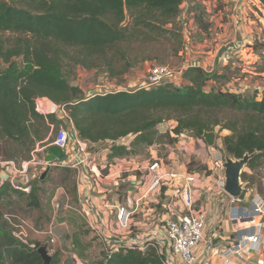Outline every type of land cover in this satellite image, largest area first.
<instances>
[{"label":"trees","instance_id":"obj_1","mask_svg":"<svg viewBox=\"0 0 264 264\" xmlns=\"http://www.w3.org/2000/svg\"><path fill=\"white\" fill-rule=\"evenodd\" d=\"M260 2L264 7V0ZM182 3L0 0V34L12 33L16 38L5 48L6 41L0 35V162L16 161L21 154V160H26L36 143L45 141L48 123L57 127L63 123L56 114L45 117L36 112L35 99L46 96L66 105L80 140L108 143L109 158L139 153L165 137L176 140L175 136L185 131L202 138L204 132L220 127V132L230 131L220 141L226 155L240 159L255 154L246 166L252 170L264 164V92L246 96L236 89L214 87L209 83L225 76L208 74L200 66H189L177 79L179 84L165 81L148 89L107 90L87 96L65 77L63 66L68 61L93 68L103 59L104 66L114 71V62L123 60L129 67L132 63L127 57L133 45L174 37ZM199 22L207 26L201 16ZM217 111H231L243 119L223 121L216 116ZM170 119L177 125L166 134L160 132L159 125ZM128 137H132L130 144L123 142ZM246 168L242 174L245 183L250 181ZM55 169H61L65 177L76 176L73 168L53 167L41 180L46 181ZM35 182L30 183L29 192H24L6 181L0 186V205L17 195L26 209H41L42 198ZM77 196L78 192L76 200ZM40 246L39 242L20 239L0 210V264H44ZM109 250L110 254L103 252L92 264H163L152 246L146 250L127 246ZM61 255V248H56L52 264H61Z\"/></svg>","mask_w":264,"mask_h":264},{"label":"built area","instance_id":"obj_2","mask_svg":"<svg viewBox=\"0 0 264 264\" xmlns=\"http://www.w3.org/2000/svg\"><path fill=\"white\" fill-rule=\"evenodd\" d=\"M246 6L245 0H234V9L239 14H243ZM186 29H189V27ZM182 73H174L167 66L153 65L138 88L148 89L155 87L172 77L179 79ZM242 84H237V91L245 92L246 89ZM35 110L45 117L56 114L58 118L62 119L63 123L58 129L53 143L41 148L38 146L32 151L28 161H22L19 166L15 164V161L0 162V165L4 162L9 163L11 167L9 182L14 188L24 192L30 191V183L33 180L30 177L31 173H28L30 166H40L47 171L53 167H70L79 175L80 165L92 160V156L87 150V142L77 137V132L74 129L73 121L66 105L57 104L46 96H38L35 99ZM175 138L176 140L171 145V151L166 158L155 157L147 167L145 176L146 192L141 194L134 204L119 206L117 208V220L123 228H131V221L139 209L141 200L149 193L159 194L165 186L174 187L175 193L173 194L172 202L166 206L171 214L165 215L160 220L159 227L161 230L155 238L149 241L145 240L146 242L132 239L128 241V243L133 242L132 245L118 244L116 249L127 246L146 250L147 247L152 246L157 249L162 257L163 264H178V260L185 264H250L249 259L252 254L264 251V196L259 193L253 194L246 201V197L241 198L229 195L225 190L224 162L226 161V153L223 151V147L220 146L221 143H217L214 146L207 144L206 149L209 156L212 157L213 168L219 170L220 173L215 177L213 186L206 191V195H209L212 199L227 198L230 220L233 223L234 230L229 237H220V219L216 218L213 224L215 227L212 228V231H205L210 224V214L208 210L198 207L197 201L198 196L204 193L205 181L209 178V175L205 173L200 176L197 172L188 169L191 162L190 158L194 153L191 152L192 141L196 140L205 145L206 141L204 137H196L191 131H185L176 135ZM51 145L59 146L67 154L66 160L47 161L46 155ZM162 146L163 144L160 142L147 148L157 149V147ZM40 150H44L41 157L37 155ZM131 158L132 154L125 156L126 162L124 165L126 168L132 165L133 162L130 163ZM180 163L185 166V173L175 170V167ZM41 175H43L42 171ZM180 180H183L182 185L179 184ZM4 183L5 181L0 177V186ZM78 199L81 205L84 202H88L87 198L82 194H79ZM59 208L60 204L56 202L54 204L55 212ZM85 215L87 218L91 217L92 219H90L93 222L99 224L98 220L92 216L90 209L85 210ZM105 233L106 236L110 237L106 243L115 241L112 240L107 231ZM111 252L109 250V254ZM256 264H264V256Z\"/></svg>","mask_w":264,"mask_h":264},{"label":"rangeland","instance_id":"obj_3","mask_svg":"<svg viewBox=\"0 0 264 264\" xmlns=\"http://www.w3.org/2000/svg\"><path fill=\"white\" fill-rule=\"evenodd\" d=\"M222 4L225 5L227 3L223 2ZM250 5L254 10V12L251 11L252 15L250 14V19L254 21H252L254 24L252 25L254 27L253 40L256 42L254 46L255 52L253 53L254 57L249 59L251 63H248V61L245 60L238 61V65L229 63L227 66L229 72H231L230 75L233 77L235 74L234 77L240 79L235 82V79H232L230 76L228 79L223 78L215 82L211 81L212 83L209 84H212L214 87H224L235 90L237 84L243 83L242 79L244 77L249 75L250 78L249 73H241L245 68L246 70L253 72H264V13H261L259 9L253 5V3ZM197 10L198 9H196V11ZM129 20L130 19L127 21ZM171 27L172 26H170V28ZM179 27L180 25H178L177 29L179 31L177 30L176 34L174 33V37L167 35L168 39H166V37H162L157 42L151 41L149 43H141L142 45H133L135 47L129 50L127 57L131 61L132 65L128 67L127 63L123 60H116L114 62L116 66L113 70L119 74H113L112 72L114 71L109 70L108 66H104L105 60L102 59L100 61H96L98 66L93 68H85L81 64H77L74 61L65 62L63 66L64 75L69 83L81 87L84 90V94L87 96L96 92L107 90H121L123 88L133 90L138 88L137 86L143 83L148 75L149 69L153 65L167 66L177 74L179 72H185L189 65L197 64L196 60L200 58L199 56H202L201 51L204 47L201 46L200 50L195 47L196 40L201 39V35L198 38L197 33L189 31V38H186V35L181 32ZM0 35L2 36V39L6 41V44L4 45L5 48L11 46L13 41L16 39L15 35L12 33H3ZM217 42H219V40ZM257 42L259 45H256ZM203 44H205V42ZM257 47L258 49H256ZM209 50L211 49L209 48ZM110 56H112V53H109V57ZM166 81L171 84L180 83L176 77L169 78ZM261 87L262 86H260L259 91L263 93L264 89ZM245 93L246 96H251V93L246 91ZM216 116L223 121L234 118L243 119L241 115L236 116L235 113H232L231 111H217ZM213 118L215 117L213 116ZM49 125L50 128L46 132L47 135L45 141L39 143L37 142L35 149L38 146L41 148L53 143L60 125L57 127L55 123L51 122H49ZM176 125L177 121L170 119L160 124L158 128L161 132L166 134L168 131H172ZM213 131L217 134L216 144L220 143L223 136L230 133L228 130L220 132V127H216ZM174 135L175 134L172 132L171 136L173 137ZM131 140L132 137H128L123 139V142L130 144ZM174 141L175 140H169L167 137L163 138L161 141L163 144L162 147H157V149L152 148L150 150V152L152 151L150 159H152V157L166 158L167 154L171 151V145H173ZM98 146L106 148L108 143H100ZM191 152L194 153L190 158L191 162L189 168L201 172L205 166V161L202 159H209V157L204 150H201L200 146H197L196 140L192 141ZM43 153L44 150H40L37 152V155L41 157ZM140 153H145V150H142ZM22 155L23 154L19 155L15 161V164L18 166L25 160H21ZM28 158L26 160H29ZM261 162H263V160H261ZM33 168L37 170V176L30 175V177L33 178L32 181H36L35 183L39 188V194L42 198V208L37 210L26 209L23 205L22 199H20L17 195H13L12 199H9L7 202L0 205V210L4 212L8 219H10L14 232L20 239L24 241L39 242L41 246L48 245L49 252L52 255L56 251V248L58 249L62 247L61 250L64 249L65 251L62 250L61 264H92L93 262L100 260L103 252L109 253V248H115L117 247L115 245L118 244L125 245L122 242H117V240L106 243L107 239L110 237L106 236L101 223L97 224L98 227L96 228V222L88 220L87 223L75 210L68 208L66 210L67 204L75 208L78 207L76 205L77 200L75 198V193L77 195L76 187L78 185V181L76 180L74 173L69 175V177H65V174L62 175L61 169H55L53 174H50L46 181H42L40 176L42 168L40 166H33ZM31 169L32 168L29 169V174L32 171ZM262 171H264V164L258 166L256 169H253V174L249 177V180L251 181L249 186L251 187L253 183L258 184V189L262 188V191L260 192L264 196V184H262L264 183V175ZM61 188L64 190H61ZM56 202L60 204V208L57 212H55L54 209V204ZM94 225L95 227H93ZM117 228L118 230H123L120 222L118 223ZM91 232L94 234L91 235ZM134 232H136V229L134 228L132 232L127 230L126 236H129ZM53 236L55 237L54 241H52ZM111 237L112 240H115L116 238L114 233ZM144 239L148 241L151 240L147 239V236H145ZM132 243L133 242L127 244L132 245ZM77 260H79L78 263Z\"/></svg>","mask_w":264,"mask_h":264},{"label":"crops","instance_id":"obj_4","mask_svg":"<svg viewBox=\"0 0 264 264\" xmlns=\"http://www.w3.org/2000/svg\"><path fill=\"white\" fill-rule=\"evenodd\" d=\"M245 1L247 6L245 7L243 14H239L234 9V0H183L182 5L180 6V17L178 16L177 18V23L180 25L179 29L186 35V38H189V31L197 33L198 38L201 35V39L196 40L195 47L199 50L201 49V46L204 48L201 51L202 56H199L200 58L196 60V65L202 67L208 74L217 72L220 75H224V79H228L231 76L236 82L240 78H235V74L232 77L227 65L229 63L238 65L237 62L243 60L251 63L249 59L254 57V45L256 42L253 40L254 27L252 25H254V21L250 19V14L254 12V10L251 8L250 4L253 3L261 13H264V7L260 0ZM223 2H226L227 4L224 5L222 4ZM196 9L198 10L196 11ZM199 16H201L202 20L207 23V26H204V24L201 25L199 22ZM187 27H189V29H186ZM218 40L219 42H217ZM204 42L205 44H203ZM209 48L211 50H209ZM243 72L250 74V78L249 75H247L242 79V85L246 89V92L253 93L259 91L260 86L264 89V72H253L246 70V68L243 69L241 73ZM217 80L212 81L215 82ZM121 90L128 89L123 88ZM98 145H100V143H87V150L91 154L92 160L88 163L81 164L79 167L80 170L78 171L79 175L76 174V178L78 179V196L79 194H82L87 198L88 202H84V206L81 205L77 196L78 207L75 208L67 204L66 210L67 208L75 210L88 223V220H91L92 218L90 217V219L86 217L85 210L90 209L92 211V216L102 224L104 231L107 230L108 235L110 236H112L113 233L115 234L117 238H115V241L117 240V242L127 244L128 241L132 239H137L143 242L146 240L144 239L145 236H147V239L155 238L161 230L159 227L160 220L163 219L165 215L171 214L166 206L172 202L173 194L175 193L173 190L174 187L169 188V186H165L159 194H147L139 204V209L131 221V228H123V230H118L117 228V208L119 206H129L134 204L135 200L140 197L141 194L146 192V169L151 160L155 158L152 157V159H150L152 154V151L150 152V150L152 148L144 149L145 153L139 152L132 154L130 163H133L130 167L126 168L124 165L126 162V155L109 158L110 150L107 147L101 148ZM197 146H200L201 150H204L209 159H202L206 163L204 162L205 166L201 172L190 168L188 170L195 171L200 176L205 173L209 175V178L205 181L203 189L204 193L201 196H198L197 201L198 207L208 210L210 214V224L206 227L205 231H212V228L215 227L213 224L215 223L216 218H219V226L221 230L219 236L226 238L229 237L234 230L233 223L230 220L227 198L222 197L219 199H212L209 195H206V191L213 186V181H215V177L220 172L213 168V163L211 162L212 157L209 156L206 149L207 143L205 145L202 142H197ZM220 146H222V144H220ZM171 156L174 157L173 155ZM30 168H32L31 176H37V170L33 168V166H30ZM10 169L11 167L7 162L0 165V177H2L5 182L9 181ZM175 170L180 173L186 172L185 166L181 163L175 167ZM41 171L43 174L47 172L45 168H42ZM247 172L249 175L253 174L252 169L247 168ZM182 182L183 180H180L179 184L182 185ZM245 184L247 186L245 187L248 189L246 201H248L253 194H262L260 192L262 191V188L258 189V184L253 183L251 187L249 186L251 181H247ZM61 190L64 189L61 188ZM95 225L97 228V223H95ZM95 225L93 227H95ZM133 228L136 229V232L126 236L127 230L132 232ZM93 234L91 232V235ZM52 240H55L54 236ZM115 248L114 250H117ZM62 250L65 251L64 249ZM263 256L264 251L255 252L249 259L250 264H256V262L261 260ZM78 262L79 260H77V263ZM178 264L185 263L178 260Z\"/></svg>","mask_w":264,"mask_h":264},{"label":"water","instance_id":"obj_5","mask_svg":"<svg viewBox=\"0 0 264 264\" xmlns=\"http://www.w3.org/2000/svg\"><path fill=\"white\" fill-rule=\"evenodd\" d=\"M206 143L209 146L216 144L217 134L214 131H206L203 134ZM255 154H245L243 158L236 159L226 155V161L224 162V175L226 178L225 190L234 197L245 198L248 189L242 180V174ZM67 154L57 145H51L48 149L46 160L55 161L57 159L66 160ZM38 252L41 255L44 264H52L53 256L49 252L48 245H43L38 248Z\"/></svg>","mask_w":264,"mask_h":264}]
</instances>
